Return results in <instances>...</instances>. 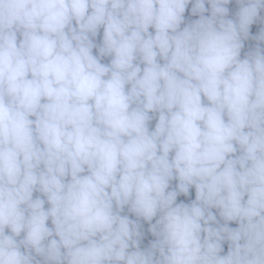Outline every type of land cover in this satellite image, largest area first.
<instances>
[{
    "label": "clouds",
    "instance_id": "clouds-1",
    "mask_svg": "<svg viewBox=\"0 0 264 264\" xmlns=\"http://www.w3.org/2000/svg\"><path fill=\"white\" fill-rule=\"evenodd\" d=\"M0 264H264V0H0Z\"/></svg>",
    "mask_w": 264,
    "mask_h": 264
}]
</instances>
